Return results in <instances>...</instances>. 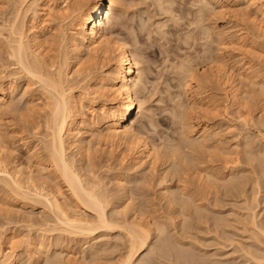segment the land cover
<instances>
[{"label":"bare ground","instance_id":"6f19581e","mask_svg":"<svg viewBox=\"0 0 264 264\" xmlns=\"http://www.w3.org/2000/svg\"><path fill=\"white\" fill-rule=\"evenodd\" d=\"M150 1L158 14L171 16L169 23L184 20L188 29L197 26L200 34L191 30L181 37L185 47L198 38H212L217 48L211 53L208 41L205 53L209 58L202 56L201 62L207 58L212 66L206 64L208 68L203 67V72L195 71L192 61L176 67L187 102L176 105L175 99L177 110L172 116L180 124V139L166 140L162 150L161 144L157 147L142 135V129L132 127L144 112L143 116L154 122L145 108L146 98L140 97L145 93L149 67H144L143 57L134 54L128 43L132 40L134 47L137 43L134 30L130 31V41L115 34L117 28L122 30L126 25L123 19L130 1L107 0L103 10L95 11L88 7L95 0H0V173H6L0 175V198L6 204H17L19 211L35 210L41 205L49 211L52 222L36 225L30 216L21 218L29 234L34 227L37 234L31 230L33 234L25 238L27 241L20 239L23 244H18H25L20 255L13 252L19 247L15 246L18 241L14 243L20 238H16V229L11 234L8 231L12 229L0 231V264H24L26 260L30 264H72L73 258L71 261L65 257V262L61 256L66 241L86 246L87 255L81 264H100L102 255L112 249L120 250L116 264H123L134 246L133 264H231L239 262L232 260L236 253L244 261L238 264H264V68L260 67L264 63L261 65L258 57L255 63L256 55L249 54L248 62H243L246 57L241 55L238 61L231 57L230 65L223 52L233 45L232 34L228 36L222 27L208 22L215 14L233 10L241 3L246 5V10L242 11L241 6L238 12L248 19L254 32L244 30L236 37L249 46L245 51L263 56L264 0H197V12L191 10L197 4L192 1L190 8L184 6L186 0V4L184 0ZM230 51L227 54H232ZM24 69L32 71L33 76ZM212 75L222 87L228 106L222 107L218 96L215 100L208 95ZM35 76L42 77L43 83ZM229 109L237 115L225 134L230 138L224 137L225 132H216V126L201 121L218 115L220 110L228 118ZM11 113H24L19 115L24 117L20 129L39 143V148L34 145L28 151L37 158L36 171L32 166L19 165L14 150L8 147L11 137L3 122ZM101 143L124 146L119 154L128 152L130 157L126 168L115 177L114 193L107 189L104 177L91 173L95 165L90 153ZM120 159L125 163L126 158ZM147 172L154 173L153 180ZM153 181L160 205L169 207V220L168 216L158 217L152 209L154 202L151 206L148 202L145 189ZM173 183L177 185L172 187ZM136 195L142 201L138 202ZM97 201L104 205L100 214ZM13 210L5 211L6 215ZM129 213L132 220L127 218ZM56 232L53 239L45 237ZM201 234H211V241L198 238ZM113 236L117 243L110 245ZM6 241L14 247L10 253L1 247ZM211 242L220 251L222 246L223 250L232 247L233 256L229 258L231 252H206Z\"/></svg>","mask_w":264,"mask_h":264},{"label":"rangeland","instance_id":"374dc122","mask_svg":"<svg viewBox=\"0 0 264 264\" xmlns=\"http://www.w3.org/2000/svg\"><path fill=\"white\" fill-rule=\"evenodd\" d=\"M130 1V3L128 4L127 2H129ZM148 1H150V0H126V3L128 4V6H127V8H128V13H127V15H126V18L125 19H123V22H124V24H126V25H123V29L121 30V28L119 27V28H117V33L115 32V34H117L118 36H121L122 38H128V40L127 41H130V39L131 38H133V36H130V34H131V32L134 30V32H132V34H134L135 35V37H136V41H137V43L135 44V47H134V45H132L133 44V42H128L129 43V45L131 46V49H132V51L134 52V54H137V55H139V56H141V57H143L141 60H143L144 61V63H146V64H144V67H146V68H148L149 67V69H147V72H146V74H145V77L147 78L146 80H147V82H146V88H145V90H144V92L145 93H142L141 95L142 96H140L141 97V99L143 100V99H145V100H143L146 104H145V108H147V109H149L150 110V112L148 113V114H150V115H152V122H154L153 124H154V127H153V124H151L150 123V120L147 118V117H145V116H143L144 114H146L147 112H144L143 113V115L142 116H139V118L138 119H136V121H134V123L132 124V127H133V129H136V130H138V129H142L141 130V132H142V135H144V137H146V139H148V140H150L151 141V143H153L154 145H157V147L159 146V144H161L160 146H159V149H161V148H163V145L165 144V142H166V140H169V139H175V140H178V139H180V136H179V130H180V124L178 125V122L176 123V121H178L177 120V118H174L172 115L176 112V110H177V106L176 105H178V103H180V102H184L185 103V101L187 100V98L185 97L186 95H183V92L184 91H182V93H181V88H180V85H181V83H182V76L178 73V75H177V73H176V71L177 72H179L178 71V69L179 68H176L178 65L180 66L181 65V63L184 61H187V62H193L191 65H193V68L195 69V71H201V72H203V67H205V68H208V67H210V66H212V64H210V63H207L208 61V59L206 58V61L205 62H201V60L202 61H204L203 60V58L204 57H208L207 55H206V50L208 51V45H210V44H212L211 42H213L211 39L209 40V39H206V38H204V40L203 39H200V38H198V39H196V42L194 41V42H192L191 41V43H192V45H190L189 46V44L188 45H186V47H185V43L183 42V38L186 36V32H188V31H195V33L194 34H196V33H199L200 34V30H198V28L196 29V27L197 26H195V25H193L192 27H193V29H192V27H190L189 29H188V27H187V25L185 26L184 25V20H182V22H178L177 24L176 23H174L175 21L173 20V22L172 23H169V22H171L172 21V19H171V16L170 15H162V14H158L157 12H156V10H153V5L151 4V1L150 2H148ZM186 1H188V4L190 3V6L188 5V4H186L185 2ZM184 0L183 2L187 5H184L186 8H190L191 7V1H192V3L193 4H195V3H197L196 1L197 0ZM199 3V2H198ZM196 4V5H194V7H192L191 8V10L192 11H196L197 12V10L196 9H198V6H199V4ZM242 4V3H241ZM239 5V6H236L235 7V9H233V10H228V11H231V12H229V13H227V12H225V13H218L217 15L215 14L214 16H211V18L210 19H208L209 21V23H213V24H216L217 26H219V28L220 27H222L224 30H222V31H224L225 32V34L227 35L228 34V36H230L231 34V41H232V43H233V45L231 46V45H229V46H227L226 48H227V50H226V52H223L224 53V56L225 57H227L226 59L227 60H229V64L232 62V61H238V60H240V58H241V55H242V57L244 58V56L246 57V58H244L245 60L243 61V62H248V60H247V57L249 56V54H252L251 56L252 57H255V55H256V58H255V63L257 62L258 63V59H257V57L261 60V58H262V60H264V55L263 56H261V53H259L258 52V54H255V53H251L250 51L251 50H249V52H247L248 51V45L247 44H244L243 43V41H240L239 40V38H237L239 35H240V33H242V32H244V30H245V32L247 31V33L248 34H251L252 32H254V31H252L253 30V28H252V25H250V23H249V21H248V19L247 18H244L243 17V15H242V12H238V11H240L241 10V6L242 7H244L243 5ZM152 5V6H151ZM183 6V7H184ZM196 6V7H195ZM152 7V8H151ZM194 8H196V9H194ZM237 8H240L239 10H237ZM246 8V5H245V7H244V9H242V11L243 10H246L245 9ZM227 9H225V11H226ZM235 10V11H234ZM237 10V11H236ZM248 12L249 11H251L250 9H248L247 10ZM152 12V13H151ZM195 12V13H196ZM224 12V11H223ZM153 13H154V15H153ZM156 13V14H155ZM194 13V12H193ZM237 13H241V15L240 14H237ZM244 13V12H243ZM150 15H151V17H150ZM160 15H162V16H160ZM157 16V17H156ZM243 18H242V17ZM162 17V18H161ZM168 19V20H167ZM171 19V20H170ZM125 20V21H124ZM164 20H165V22H164ZM162 21V22H161ZM144 23V25L142 26V24ZM168 23V24H167ZM161 24L163 25L164 24V28H162L161 29ZM174 24V25H173ZM180 24V26H178ZM183 24V25H182ZM167 25V26H166ZM177 25V26H176ZM161 26V27H160ZM128 27V28H127ZM141 27V28H140ZM142 27H144V29H142ZM160 27V28H159ZM177 27H180V28H177ZM182 27V28H181ZM186 27H187V29H186ZM159 28L160 29V31H162V32H158V30L157 29ZM229 28V29H228ZM252 28V29H251ZM142 31H141V30ZM173 29V30H172ZM175 29V30H174ZM182 29V30H181ZM196 29V30H195ZM228 29V30H227ZM231 29V30H230ZM167 30V31H166ZM169 30V31H168ZM177 30V31H176ZM180 30H181V32H180ZM227 30V31H226ZM230 30V31H229ZM242 30V31H241ZM249 30V31H248ZM119 31V32H118ZM131 31V32H130ZM165 31V32H164ZM241 31V32H240ZM130 32V33H129ZM185 32V33H184ZM227 32V33H226ZM165 33V34H164ZM168 35H167V34ZM178 33V34H177ZM234 33V34H233ZM237 33H238V35H237ZM131 34V35H132ZM138 34V35H137ZM163 34V35H162ZM182 34V35H181ZM236 34V35H235ZM128 35V36H127ZM178 35V36H177ZM233 35H235V36H233ZM130 36V37H129ZM167 36V37H166ZM237 36V37H236ZM166 37V38H165ZM176 37V38H175ZM180 37V38H179ZM181 37H182V39H181ZM236 39H235V38ZM234 38V39H233ZM181 40V41H180ZM201 40V41H200ZM264 40V39H263ZM206 41V42H205ZM208 41H209V44H208ZM182 42V43H181ZM239 42V43H238ZM256 42H258L259 44H261L260 43V41H256ZM262 42V41H261ZM131 43V44H130ZM181 43V44H180ZM190 43V44H191ZM194 43H196V44H194ZM243 43V44H242ZM180 44V45H179ZM184 44V45H183ZM208 44V45H207ZM258 44V45H259ZM181 47V48H180ZM182 47H183V49H182ZM192 47V48H191ZM214 47V49H212ZM230 47H232V48H230ZM246 47V49H247V51H245V48ZM189 48H191V49H189ZM215 48H216V46H213V44H212V47H211V49H210V51L211 50H215ZM225 48V49H226ZM233 48L234 49H236V50H234L233 51ZM163 50V53H161L162 52V50ZM181 49V50H180ZM205 49V50H204ZM217 49V48H216ZM232 49V51L234 52H231L232 54H233V56H232V54H227V53H229V50H231ZM244 49V50H243ZM251 49V48H250ZM166 51V53H164ZM168 51V52H167ZM203 51V52H202ZM240 51V52H239ZM245 51V52H244ZM202 52V53H201ZM215 52V51H214ZM143 53V54H142ZM211 53H213L212 51H211ZM242 53V54H241ZM243 53H245V54H243ZM198 54V55H197ZM206 56H205V55ZM207 54H208V52H207ZM216 54V53H215ZM246 54H248L247 56H246ZM143 55V56H142ZM209 55V54H208ZM231 55V56H230ZM235 55V56H234ZM202 56H204V57H202ZM251 56H249L248 58H250ZM260 56H261V58H260ZM231 57H233L232 58V61H231ZM236 57H238V58H236ZM209 58V57H208ZM187 59V60H186ZM194 59V60H193ZM257 59V60H256ZM259 60V62L261 63V65L264 63V61H260ZM145 61H147L148 62V64H147V62H145ZM199 62H201V63H199ZM198 63V64H197ZM203 63V64H202ZM149 64H150V66H149ZM195 64H197V65H195ZM207 64V66H205ZM208 64H210V66L208 65ZM230 65H232V64H230ZM260 67H263L264 68V64L262 65V66H260ZM1 71V70H0ZM149 71V72H148ZM210 73L211 72H209L208 74H209V76H211L210 75ZM1 75V74H0ZM213 76V75H212ZM1 77V76H0ZM181 77V78H180ZM214 77V76H213ZM213 77H211V81L209 80L210 78L208 77V80H209V82H211V84L209 85V87H208V95H211L210 97L212 98H216L217 96V101H221L220 102V105L223 107V106H228V103L226 104V97H225V95H224V91H223V89H222V87H220V86H218L216 83H218V82H216L214 79H215V77L213 78ZM212 79H213V81H215V82H213L212 81ZM181 82V83H180ZM179 83V84H178ZM148 84V85H147ZM179 88H178V87ZM180 90V91H179ZM179 93H181V95L179 94ZM145 94V95H144ZM184 94H186V93H184ZM177 95H180V96H177ZM214 95V96H213ZM144 96V98H142ZM184 96V97H183ZM216 96V97H215ZM173 97H175V98H173ZM177 97V98H176ZM179 97H181V98H179ZM183 97V98H182ZM225 97V98H224ZM186 98V99H185ZM19 99H20V97H19ZM110 99H112V98H110ZM113 99H115V97L113 98ZM174 99V100H173ZM175 99H176V102L175 103H177L176 105L174 104V101H175ZM177 99H178V101H177ZM181 99V100H180ZM215 99V100H216ZM172 100V101H171ZM184 100V101H183ZM187 102V101H186ZM225 102V103H224ZM173 103V104H172ZM175 105V106H174ZM109 106V105H108ZM112 106V105H111ZM111 106H109V107H111ZM171 106H173V108L171 109ZM176 109V110H175ZM172 110H174V111H172ZM87 111V110H86ZM207 112V111H206ZM222 112L223 111H219V112H217L216 114H218V115H214V116H216V118H214V116L212 115V118L211 117H209V118H202L203 120H201V121H203V122H207V123H209V125L210 126H216L215 127V129H214V127H213V129L214 130H216V132H219V130L221 131V132H225V133H223L224 134V137L225 138H230L231 136H225V134L228 132V127H232L233 126V124H235L234 122H236L235 120H236V118H237V115L236 114H234V110L233 109H229L228 110V112H229V114H230V117H228V118H226V116H224V114H222ZM89 111H87L86 112V114H87V116H89ZM170 113H171V115H170ZM211 113V112H210ZM12 114V115H11ZM10 115H8V116H6L4 119L6 120H4V125H5V127L6 128H4V129H6V131H8L10 134V137L11 138H9L10 139V141L8 142V147H9V149L12 147V149L14 150V151H12V153H14L15 152V155H14V158H15V160H16V162L19 164V165H21L22 163V165H25L24 166V168H26V167H30V166H32V170H34V171H36L37 170V158L35 157V159L34 158H32V157H34L32 154H30L29 155V148H31V147H33L34 145L35 146H39L38 144L39 143H37V140L35 139V138H28V134L25 132V131H23V129L21 128L20 129V126L23 124H21V120L22 119H24V117L23 118H21V117H19V115H22V114H24V113H22V114H19L18 115V113L17 114H13V113H11ZM234 114V115H233ZM170 115V116H169ZM209 115H211V114H209ZM236 115V116H235ZM217 116H219V117H217ZM234 118H233V117ZM145 117V118H144ZM224 117V118H223ZM226 118V119H225ZM175 119V120H174ZM225 119V120H224ZM8 120V121H7ZM11 120V122H9ZM230 120V121H229ZM14 121V122H13ZM210 121V122H209ZM217 122V123H216ZM6 123H9V124H6ZM10 123H12V124H10ZM16 124V125H15ZM9 127H8V126ZM12 126V127H11ZM14 126V127H13ZM177 126H178V128H177ZM223 130V131H222ZM22 131L23 132H25V133H23L22 134ZM177 131V132H176ZM178 133V134H177ZM176 134V135H175ZM27 135V136H26ZM173 135V136H172ZM90 135L87 133V134H85V137L86 138H88ZM167 137V138H166ZM177 137V138H176ZM38 138H40V136H38ZM89 139V138H88ZM163 140H165V141H163ZM9 144H10V146H9ZM13 145V146H12ZM103 146V147H102ZM116 147L118 148V150H117V148H115V145H111L110 146V144L109 143H101L100 144V146H99V148L97 149L96 148V150H95V148H94V150L90 153V157H91V159H92V163L95 165H93L94 167H93V172H91L92 174H93V176H95L94 174H96V176H102V177H104V182L108 185L107 186V189H109V191H111V193H114L115 192V190H116V186H115V177L117 178V177H119L118 175L119 174H121L122 173V171L124 170V168H126V166H127V164H128V162H130L129 160H130V157H129V155H128V152L126 153H123V155L122 154H119V153H121V151H124V146H122V147H118L117 145H116ZM39 148V147H38ZM116 150H115V149ZM12 149H10V150H12ZM113 150V151H112ZM116 152H115V151ZM162 150V149H161ZM97 151H99V152H97ZM105 151V152H104ZM111 151V152H110ZM118 151H120V152H118ZM102 152V153H101ZM109 152V154H107ZM113 152V153H112ZM115 153V154H114ZM113 156H112V155ZM119 154V156H117ZM126 154H127V157L129 158H127L126 157ZM122 155V156H121ZM119 157V158H118ZM32 158V159H31ZM113 158V159H112ZM120 158H126L125 160H123L125 163H123V162H121V160L122 159H120ZM31 159V160H30ZM94 159V160H93ZM30 160V161H29ZM117 160H119V161H117ZM94 161V162H93ZM122 163V164H121ZM30 164V165H29ZM32 164V165H31ZM124 164V165H123ZM123 165V166H122ZM159 165H161V164H159ZM156 166L157 167V170L158 171H160V169H161V166ZM36 167V168H35ZM122 167V168H121ZM35 168V169H34ZM95 170V171H94ZM100 175H99V174ZM102 173V174H101ZM109 173V175L111 176H109V175H107L106 176V174H108ZM148 173V176H149V179H152L153 180V176H154V173H150V172H147ZM92 174L90 175L91 176V178H92ZM151 174H153V175H151ZM88 176H89V174H88ZM90 176H89V178H90ZM147 176V177H148ZM107 180V181H106ZM114 181V182H113ZM110 182V183H109ZM151 185V186H150ZM149 185V187L148 188H146L145 189V192H147V194H146V197H147V199H148V202H150L151 204H150V206L151 205H153L154 204V206H155V204H156V202H157V206H152L153 208V210L154 209H156L155 210V214L156 215H158V217L160 216V217H164L165 219H167V220H169V218H171V216L169 217V215H171L170 213V210H168L169 209V207L165 204H161L160 205V199H159V196L157 195L158 193H157V190L158 189H155V188H157L156 186H154L155 184H154V181L153 182H151V184ZM172 185V187H174V186H176L177 184H171ZM170 185V186H171ZM64 185L62 184V186L60 185V187L61 188H65V187H63ZM151 188V189H150ZM112 190H113V192H112ZM150 190V191H149ZM64 191V190H63ZM64 193H65V196L66 197H68L69 196V194H68V192L67 191H64ZM137 193H138V191H137ZM136 193V194H137ZM139 194H140V191H139ZM138 195V194H137ZM137 195H136V198H137ZM139 196V195H138ZM141 197V196H140ZM135 198V197H134ZM135 198V199H136ZM139 198H137V200H138ZM141 199V198H140ZM3 198L1 199L0 198V210H1V212H0V231H3L4 229H6V228H8V229H12V230H10L11 232H9L8 231V233L9 234H11L12 233V231H14L15 229H16V233H15V235H16V238H18V237H20L18 240L16 239L15 241H14V243H16L17 241V244L19 243V244H23V241L25 240V241H27L26 239L27 238H29L28 236H30L31 234H33L34 233V235L35 234H37L36 233V231H34V229H35V227H34V229L32 228V229H29L30 230V233L31 234H29V231L27 230V224H24V222H22V220H21V218H24V216H25V218H27V217H29L30 216V219H31V221L34 219V221H32V222H35V224L36 223H38L39 225H44V223H46V222H49V224H51L52 225V222L50 223V220L51 219H49V218H51L49 215H50V213H49V211H46L47 209H45V208H43V206H41V205H39V206H36V208H34L35 210H29V209H27V210H25V209H21L20 211L17 209L18 207H17V204H6L5 203V199L3 200ZM140 201H142V199L141 200H138V202H140ZM2 202H4L3 204H2ZM137 202V201H136ZM154 202V203H153ZM153 203V204H152ZM158 203H159V205H158ZM2 205H5V206H2ZM10 206V207H9ZM159 206V207H158ZM164 208H163V207ZM14 208V210L12 209V208ZM157 207V208H156ZM8 209H10V211L11 210H13V213H11V214H14V215H11L10 214V216L9 215H6L7 213H5V211L7 212V210ZM20 209V208H19ZM167 209V210H166ZM157 211V212H156ZM161 211V212H160ZM159 212V214H157ZM168 212V214H166ZM18 213V214H17ZM164 213V214H163ZM16 214V215H15ZM161 214V215H160ZM131 215H132V213H129L128 214V216L129 217H127V218H129V220H132V218H131ZM165 215V216H164ZM7 216H9V217H7ZM11 216H13V217H11ZM168 216V217H167ZM167 217V218H166ZM8 218V219H7ZM10 218H11V220H10ZM47 219V220H46ZM45 220V221H44ZM49 220V221H48ZM10 221V222H9ZM40 221L42 222V223H40ZM15 222H17V225L15 224ZM38 224H36V225H38ZM4 226V227H3ZM42 227V226H41ZM15 228V229H14ZM37 229H40L39 228V226H37L36 227ZM44 228V227H43ZM2 229V230H1ZM14 229V230H13ZM18 229V230H17ZM31 230L33 231V233L31 232ZM36 230V229H35ZM19 233H18V232ZM27 233V234H26ZM38 233H40L39 231H38ZM197 233V232H196ZM195 233V234H196ZM54 234V235H53ZM53 234H50V235H52V236H50L49 234H46L45 235V237L46 238H52L53 239V236L55 237L56 235H58V233L56 232V233H53ZM198 234V233H197ZM196 234V235H197ZM205 234V233H204ZM26 235V236H25ZM202 235L203 234H201V236L200 235H198L197 237L198 238H200L201 240H203L204 241V239L205 238H207L206 240H210L211 238H212V235L211 234H209L210 236H205V235H203V237H202ZM32 236V235H31ZM115 236V235H114ZM114 236L111 238V239H113V242L112 241H110L109 240V243H110V245H114L115 243H117L116 242V240H115V238H114ZM210 237V238H209ZM26 238V239H25ZM20 239H22V240H20ZM22 241V242H21ZM24 241V242H25ZM211 241V240H210ZM210 241H208V242H206L205 244H207V245H210ZM7 242V241H6ZM21 242V243H20ZM66 242H68V241H66ZM65 242V243H66ZM63 244V247L65 246V247H67V248H65V249H63V252H62V254H61V256L63 257V259L66 257V258H68V259H70L71 261H72V258H73V261L71 262L72 264H74L75 263V261H74V257H76L75 258V260H76V263L75 264H81V262H83L82 260V258H84L87 254V248H85L86 246H84L83 245V243H81V244H79L77 241H74V242H72V243H70V242H68V243H66V244ZM213 243H214V241H213ZM213 243L211 242V244L213 245ZM216 243V242H215ZM214 243V244H215ZM8 244V242L7 243H4V244H2V248L6 251V253H10V250L9 249H11V251H13V249L12 248H14V247H12V245H11V247H10V245H7ZM15 245L16 247L17 246H19V247H15L16 248V251H15V249H14V253L15 254H17V255H20L21 253H22V251L24 250L23 248L25 247V244L23 245V246H20L19 244L18 245ZM21 244V245H22ZM69 245V246H68ZM207 245H205L206 247H207ZM209 246V247H207V248H209L208 250H207V248H205L206 250V252H211V254L213 253V254H215V253H217L218 254V252H219V254L221 253V254H228V253H230L231 252V250H233V249H231L232 247H224V250L222 249L223 248V246L221 247V251H220V247H218V245L217 246ZM83 246H84V248H83ZM10 247V248H9ZM227 248H229V249H227ZM62 249H57V250H59V251H62ZM69 249V250H68ZM217 249H219L218 251H217ZM122 250V249H121ZM226 250V251H225ZM111 251V250H110ZM110 251H108L107 253H104L103 255H102V257L104 258V260H103V258L101 259V263L100 264H116V260L118 259L117 258V253H119L120 252V250L119 251H113V249H112V251L110 252ZM214 251V252H213ZM225 251V252H224ZM65 252V253H64ZM86 252V253H85ZM110 252V253H109ZM116 252V253H115ZM114 253H115V255H114ZM72 255V257H71V255ZM77 254V255H76ZM85 254V255H84ZM107 254V255H106ZM233 252H231L230 254H228V256H229V258H231V256L230 255H232L233 256ZM237 254H240V253H236L235 255H234V258H232V260H234V259H236V260H238L239 262L238 263H242V261H243V258L242 259H239V256L241 255H237ZM69 256H70V258H69ZM65 258V259H66ZM115 258H117V259H115ZM238 258V259H237ZM23 259H26V258H23ZM68 259H66L65 260V262L68 260ZM114 260H115V262H114ZM241 260V261H240ZM24 261V260H23ZM79 261V262H78ZM113 263H112V262ZM24 264L26 263V264H30V263H28V261L26 260V262H23ZM230 263V262H229ZM235 263V262H234ZM233 262H231V264H234ZM237 262L235 263V264H238ZM243 263H244V261H243ZM43 264H45V263H43ZM70 264V263H69ZM247 264V263H246ZM249 264V263H248Z\"/></svg>","mask_w":264,"mask_h":264},{"label":"snow or ice","instance_id":"6c2138e0","mask_svg":"<svg viewBox=\"0 0 264 264\" xmlns=\"http://www.w3.org/2000/svg\"><path fill=\"white\" fill-rule=\"evenodd\" d=\"M107 3V0H95V3L90 4L88 7L90 9H95V11H101L104 9L105 5ZM23 67V66H22ZM26 72H28L29 76H33V72L28 70V69H24ZM53 72H55V68L52 69ZM37 80H40L43 83V78L40 76H35L34 77ZM64 171H65V177L67 178V172H68V166L65 164L64 165ZM0 175H6V173H0ZM17 187H19V185H17ZM98 205V214H100L103 210L104 205L100 204L99 201L96 202ZM101 220L102 222H106L104 221L103 216H101ZM74 223V222H73ZM141 231H143L141 229ZM135 253V246L133 247L132 251L129 253L128 255V259L126 261L123 262V264H133V255Z\"/></svg>","mask_w":264,"mask_h":264}]
</instances>
